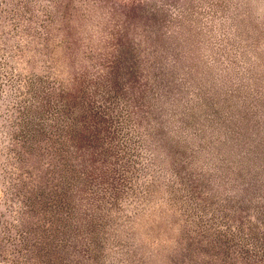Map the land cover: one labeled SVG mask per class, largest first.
Here are the masks:
<instances>
[{
	"label": "rangeland",
	"instance_id": "rangeland-1",
	"mask_svg": "<svg viewBox=\"0 0 264 264\" xmlns=\"http://www.w3.org/2000/svg\"><path fill=\"white\" fill-rule=\"evenodd\" d=\"M0 264H264V0H0Z\"/></svg>",
	"mask_w": 264,
	"mask_h": 264
}]
</instances>
